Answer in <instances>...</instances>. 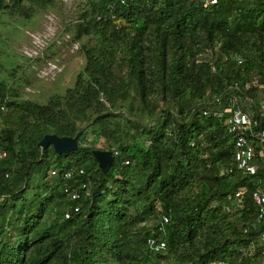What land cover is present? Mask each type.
I'll return each instance as SVG.
<instances>
[{"label":"trees","instance_id":"trees-1","mask_svg":"<svg viewBox=\"0 0 264 264\" xmlns=\"http://www.w3.org/2000/svg\"><path fill=\"white\" fill-rule=\"evenodd\" d=\"M58 1L0 0V23L25 27ZM78 9L63 33L84 62L63 94L24 97L31 58L0 45V264H263L264 159L257 147L255 175L227 172L234 136L213 111L235 97L264 125V0ZM78 132L68 153L38 146ZM94 149L111 151L108 172Z\"/></svg>","mask_w":264,"mask_h":264},{"label":"rangeland","instance_id":"rangeland-1","mask_svg":"<svg viewBox=\"0 0 264 264\" xmlns=\"http://www.w3.org/2000/svg\"><path fill=\"white\" fill-rule=\"evenodd\" d=\"M58 5V8L43 12L25 27H14L7 23V18L0 23L3 38L0 45L5 46L4 49L10 53L31 58L22 61L31 81L30 86L22 89L26 98L45 102L54 94H63L65 88L72 85L84 62L83 57L77 53L78 44L68 41L69 35L63 33V23L77 13L82 0H59ZM1 61L5 62L4 59ZM102 145L103 141L97 144Z\"/></svg>","mask_w":264,"mask_h":264},{"label":"built area","instance_id":"built-area-1","mask_svg":"<svg viewBox=\"0 0 264 264\" xmlns=\"http://www.w3.org/2000/svg\"><path fill=\"white\" fill-rule=\"evenodd\" d=\"M217 0H205V4H214ZM237 88V85L234 86ZM264 89V84L259 86ZM249 100V98L247 97ZM216 102H219V98H215ZM2 112H5L4 105L0 106ZM262 109L264 111V101H262ZM212 111L205 110L204 114L210 113ZM213 113L225 116L224 121L227 125V129L234 136V151L232 154L231 167L227 172H231L233 168L237 171L246 175H255L258 170L257 157V147L260 157L264 159V125H260L259 119L253 117V115L248 111L244 110L238 103L235 97L231 99L223 106V108L213 111ZM117 154L116 151H114ZM6 156L5 151L0 150V160ZM125 164L128 160L124 161ZM82 172V170H80ZM54 171H51L53 174ZM68 176V174H67ZM67 191V189H65ZM245 187L238 189L236 196L244 193ZM71 198L78 197L76 191H68ZM252 199L256 205V222L260 224L259 231V241H260V251L264 258V185H259L252 192ZM66 216H68L66 214ZM163 221L167 222V216H163ZM249 228H245L246 232ZM161 247H164V242L160 243ZM207 264H228V262L222 258H213ZM264 264V263H263Z\"/></svg>","mask_w":264,"mask_h":264},{"label":"water","instance_id":"water-1","mask_svg":"<svg viewBox=\"0 0 264 264\" xmlns=\"http://www.w3.org/2000/svg\"><path fill=\"white\" fill-rule=\"evenodd\" d=\"M78 132L76 136H57L56 134H45L42 139L38 142V146L46 148L49 145L52 146L54 151L58 154L68 153L77 148V139L79 136ZM92 154L98 163L99 168L103 173L108 172L113 164L112 153L109 150L94 149Z\"/></svg>","mask_w":264,"mask_h":264}]
</instances>
